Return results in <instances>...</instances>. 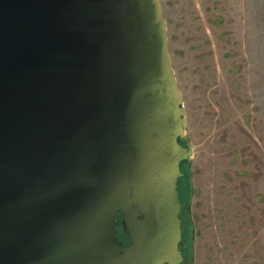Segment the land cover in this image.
<instances>
[{
	"label": "water",
	"instance_id": "95a60500",
	"mask_svg": "<svg viewBox=\"0 0 264 264\" xmlns=\"http://www.w3.org/2000/svg\"><path fill=\"white\" fill-rule=\"evenodd\" d=\"M184 115L160 0H0V264H179Z\"/></svg>",
	"mask_w": 264,
	"mask_h": 264
},
{
	"label": "rangeland",
	"instance_id": "374dc122",
	"mask_svg": "<svg viewBox=\"0 0 264 264\" xmlns=\"http://www.w3.org/2000/svg\"><path fill=\"white\" fill-rule=\"evenodd\" d=\"M160 5L190 148L187 262L264 264V0Z\"/></svg>",
	"mask_w": 264,
	"mask_h": 264
},
{
	"label": "trees",
	"instance_id": "16d2710c",
	"mask_svg": "<svg viewBox=\"0 0 264 264\" xmlns=\"http://www.w3.org/2000/svg\"><path fill=\"white\" fill-rule=\"evenodd\" d=\"M178 142L183 146H187V142L185 138H181V137L178 138ZM179 166L182 174L177 180V190H178L179 202L181 205L180 217L184 224V221H186L187 219L189 220V216H184V213L189 212L188 206L190 204L192 197V187L190 183V171L188 169V160H182ZM187 228L189 227L187 226ZM191 238H192V234L190 230H187L184 234L183 240L187 244L185 247L186 248L185 251L188 257L191 255V248H190Z\"/></svg>",
	"mask_w": 264,
	"mask_h": 264
},
{
	"label": "flooded vegetation",
	"instance_id": "af4514ba",
	"mask_svg": "<svg viewBox=\"0 0 264 264\" xmlns=\"http://www.w3.org/2000/svg\"><path fill=\"white\" fill-rule=\"evenodd\" d=\"M181 216V215H180ZM181 218V217H180ZM187 223L186 221H184V224L181 220V241L179 243V247L178 249L180 250L181 256H182V260L179 264H189L188 261V257H187V253L185 251V247H186V242L183 240L184 234L187 231ZM191 223V222H190ZM121 226V229H119V227ZM191 227V226H190ZM116 228H117V236L124 242L127 243L128 242V237L126 232L124 231V228L122 226V222H121V218L119 217V213H118V221L116 224ZM191 232V229H190Z\"/></svg>",
	"mask_w": 264,
	"mask_h": 264
}]
</instances>
